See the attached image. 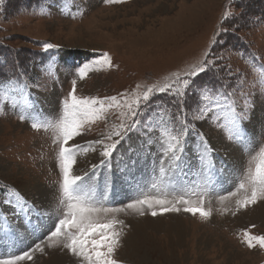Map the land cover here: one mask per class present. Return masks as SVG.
<instances>
[{
    "label": "rangeland",
    "instance_id": "obj_1",
    "mask_svg": "<svg viewBox=\"0 0 264 264\" xmlns=\"http://www.w3.org/2000/svg\"><path fill=\"white\" fill-rule=\"evenodd\" d=\"M198 1L202 7L194 16L191 8L196 10ZM189 12L194 21L186 27L180 18ZM212 40H219L216 51L224 57L222 64L244 77L243 81L230 77L242 84L249 101L243 141L228 138L226 128L205 127L202 130L216 149L211 157L214 166L180 169L167 156L160 164L152 152L141 160L143 179L139 173L141 180L135 176L130 183L114 173L113 178L124 180L126 190L109 188L107 198L100 176L89 185L95 194L88 203L111 211L93 212L91 218L98 223L123 222L117 223L122 235L114 256L120 264H264V247L255 240L252 247L244 242L246 232L264 236V200L236 206L245 189L251 191L249 173H255L264 147V0H0V60L7 65L3 72L7 79L0 85V259L34 249L32 259L17 264H85L63 248V237H50V227L41 226L68 211L58 194L57 145L62 139V102L73 90L72 81L77 98L142 94L153 85H166L174 73L183 76L194 68ZM46 43L53 47L45 50ZM102 53L108 54L110 64ZM84 65L89 67L81 78L78 69ZM17 66L28 73L26 78L17 77ZM13 79L28 85L26 101L13 104L10 97L19 96L16 92L5 98ZM209 102L214 100L204 101ZM103 107L109 124L101 114L86 122L85 135L76 138L82 147L75 150L74 175H79V166H84V173L99 161L97 153L85 150L84 141L100 139L118 122L112 115L115 109L107 102ZM168 114L163 113L165 121ZM33 123L43 126L34 129ZM8 186H15L34 205L31 211L13 212L4 203ZM145 197L166 205L183 198L187 207L210 215H193L179 204V212L153 217L146 205L135 204ZM129 203L135 206L129 208ZM140 240L148 251L129 250Z\"/></svg>",
    "mask_w": 264,
    "mask_h": 264
},
{
    "label": "snow or ice",
    "instance_id": "obj_2",
    "mask_svg": "<svg viewBox=\"0 0 264 264\" xmlns=\"http://www.w3.org/2000/svg\"><path fill=\"white\" fill-rule=\"evenodd\" d=\"M108 2L120 3L123 0ZM218 44L219 40H212V46L204 58L183 76L178 72L174 73L166 85H153L142 94L124 92L104 99L77 98L75 80L72 81L73 90L62 102L63 118L59 124L62 139L57 145L61 176L58 194L60 202H66L68 211L63 218L49 217V225H41L50 227V237H63V248L71 255L82 259L85 264H120L114 256L122 235L117 230V223L122 226L123 222L113 220L110 223H98L91 218L93 212L111 211L107 207H92L88 203L90 194H95L94 188L89 185L94 184L100 176H103L106 198L114 173L119 172L131 183L135 180L141 160L152 152L160 157V164L164 163L163 157L167 156L180 169L198 171L214 166L211 157L216 149L202 130L205 127L210 131L226 128L228 138L236 142L243 141L242 122L248 117L249 101L243 94L242 84L238 85L230 77L236 75L239 81H243L244 77L234 73L230 66L222 64L224 57L216 51ZM43 47L47 50L53 45L46 43ZM102 55L105 63L110 64L108 54ZM88 67H79L81 78ZM16 75L19 79H24L28 73L17 66ZM27 87V84H18L16 79L10 80L4 91L5 98H9L10 92H16L19 96L10 97L13 104L18 100L26 101L24 90ZM212 93L215 95H210ZM129 96H134L135 99H129ZM212 100L214 102L204 103ZM106 102L115 109L112 115L118 122L112 123L109 131L102 133L100 139L84 141L87 145L85 150L97 153L99 161L91 164L83 175H74L75 150L82 147L76 138L85 135L83 125L86 122L99 118L101 114L104 115V123L109 124L108 114L103 107ZM165 112L169 113L167 121L163 117ZM221 117L222 124L219 123ZM20 119L24 122L25 117L21 115ZM31 126L38 129L43 125L33 123ZM259 157L255 173H249L251 191L245 189L244 183L239 185L241 189H245V193L242 199L236 201L237 209L264 200V147L260 148ZM155 161L156 157L153 158V162ZM6 195L8 199L4 203L11 206L13 212L31 211L34 207L15 186H8ZM135 204L146 205L153 217L167 212H179V204L185 205L184 211L193 215L197 212L205 218L210 215V212L201 208L187 207L188 201L183 198L166 205L164 200L145 197L137 199ZM135 204L129 203L128 207L132 208ZM156 206H160L159 211ZM245 235L247 240L244 242L249 247L253 246L254 240L264 247V236H252L247 232ZM31 251L34 249L25 251L23 255L0 259V264H17L25 258L32 259ZM40 251L43 252V249Z\"/></svg>",
    "mask_w": 264,
    "mask_h": 264
},
{
    "label": "bare ground",
    "instance_id": "obj_3",
    "mask_svg": "<svg viewBox=\"0 0 264 264\" xmlns=\"http://www.w3.org/2000/svg\"><path fill=\"white\" fill-rule=\"evenodd\" d=\"M201 4H202V2H200V1H198V3H197V5H196V10H194V8H191L193 11H194V16H195V13L196 12H198L199 10H201ZM204 6V5H203ZM191 9H189V10H191ZM191 15V12H189V14L186 16V17H181L180 19H181V24L182 25H186V27L187 26H189L190 24H193V22L192 21H194V16L193 17H191L190 16ZM197 17V16H196ZM191 18V19H190ZM193 18V19H192ZM92 159H93V156H92V158L90 157V161H92ZM85 160V159H84ZM79 169H80V171L77 173V174H82L83 173V171H84V166H79ZM144 170L145 169H147V168H143ZM139 173H140V175L142 176V178L141 179H143V177H144V175L145 174H141L142 173V171L139 169L138 171H137V173H136V179H138V180H141L139 177H138V175H139ZM140 176V177H141ZM122 180V178L121 177H118V178H113L112 177V184H111V186H110V188L112 189V190H118L120 193H123L125 190H126V184L124 183V180L123 181H121ZM115 187V188H114ZM111 193V190H108V193H107V196H106V198L107 197H111L109 194ZM120 193H117V195H119ZM113 194V197L116 195V193H112ZM38 221V220H37ZM143 240H140V241H137V245H135V244H131L130 245V248H129V250H131L132 252H137L138 253V251L139 250H141L142 252H145L146 250L148 251V248L146 249L145 248V246L144 245H142L143 244V242H142ZM144 243H145V241H144ZM147 247V246H146ZM55 264V263H54Z\"/></svg>",
    "mask_w": 264,
    "mask_h": 264
},
{
    "label": "trees",
    "instance_id": "obj_4",
    "mask_svg": "<svg viewBox=\"0 0 264 264\" xmlns=\"http://www.w3.org/2000/svg\"><path fill=\"white\" fill-rule=\"evenodd\" d=\"M13 57V56H12ZM14 58V57H13ZM7 69V65L5 62L0 60V82L3 81L6 77H4L3 72Z\"/></svg>",
    "mask_w": 264,
    "mask_h": 264
}]
</instances>
